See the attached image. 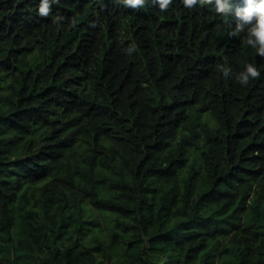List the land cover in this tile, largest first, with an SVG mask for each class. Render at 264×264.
Wrapping results in <instances>:
<instances>
[{"label": "trees", "instance_id": "16d2710c", "mask_svg": "<svg viewBox=\"0 0 264 264\" xmlns=\"http://www.w3.org/2000/svg\"><path fill=\"white\" fill-rule=\"evenodd\" d=\"M39 3L0 0V264H264V58L228 35L243 0Z\"/></svg>", "mask_w": 264, "mask_h": 264}, {"label": "clouds", "instance_id": "9594fccd", "mask_svg": "<svg viewBox=\"0 0 264 264\" xmlns=\"http://www.w3.org/2000/svg\"><path fill=\"white\" fill-rule=\"evenodd\" d=\"M58 2L59 0H40L38 15L48 17L51 12V5ZM119 2L123 6L133 9L142 8L145 5V0H119ZM153 2L159 6L161 12H164L172 0H153ZM182 3L186 8H192L198 3L201 6L214 5V11L221 15H227L232 10L230 0H182ZM235 17V26L231 27L228 35L237 37L243 33V44L250 46L258 56L264 58V0H243V7L236 9ZM63 19V16L57 15L53 23L59 24ZM71 23L75 26L77 18L73 17ZM132 50L128 49L127 51L130 54ZM218 68L225 79L233 75L230 67L220 65ZM259 77L260 71L250 63L244 65L243 71L234 74L235 81L242 86Z\"/></svg>", "mask_w": 264, "mask_h": 264}, {"label": "rangeland", "instance_id": "374dc122", "mask_svg": "<svg viewBox=\"0 0 264 264\" xmlns=\"http://www.w3.org/2000/svg\"><path fill=\"white\" fill-rule=\"evenodd\" d=\"M210 125H213V121L209 119ZM107 220V219H106ZM90 237V233H86L85 238L88 239ZM118 253L113 252L111 253V257H101L98 255L97 259L100 261V264H113L115 261H117Z\"/></svg>", "mask_w": 264, "mask_h": 264}]
</instances>
